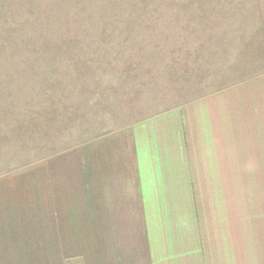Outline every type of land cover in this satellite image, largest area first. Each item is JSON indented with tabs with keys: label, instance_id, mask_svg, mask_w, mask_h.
Wrapping results in <instances>:
<instances>
[{
	"label": "rangeland",
	"instance_id": "rangeland-1",
	"mask_svg": "<svg viewBox=\"0 0 264 264\" xmlns=\"http://www.w3.org/2000/svg\"><path fill=\"white\" fill-rule=\"evenodd\" d=\"M261 74L264 0H0V264L144 256L133 127Z\"/></svg>",
	"mask_w": 264,
	"mask_h": 264
},
{
	"label": "crops",
	"instance_id": "crops-1",
	"mask_svg": "<svg viewBox=\"0 0 264 264\" xmlns=\"http://www.w3.org/2000/svg\"><path fill=\"white\" fill-rule=\"evenodd\" d=\"M132 133L147 251L113 264H264V74Z\"/></svg>",
	"mask_w": 264,
	"mask_h": 264
}]
</instances>
